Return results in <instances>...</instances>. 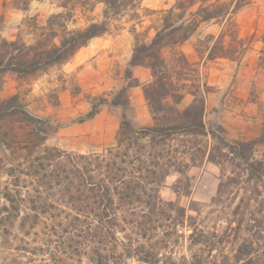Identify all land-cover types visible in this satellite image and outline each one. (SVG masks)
<instances>
[{
	"label": "rangeland",
	"instance_id": "obj_1",
	"mask_svg": "<svg viewBox=\"0 0 264 264\" xmlns=\"http://www.w3.org/2000/svg\"><path fill=\"white\" fill-rule=\"evenodd\" d=\"M224 4L230 14L200 25L190 39L178 47L163 51L166 61L184 55L190 65L182 76L179 93L184 98L176 106L184 110L198 92L205 100L204 121L228 142H248L258 138L264 126V0H209ZM174 0H137L136 7L123 10L111 21L110 31L93 39L67 63L30 76L12 72L0 75V105L15 99L21 109L45 120L42 147L73 154L102 153L117 145L122 110L110 105L126 85V71L137 43L149 44ZM61 0H0V44L44 47L59 44L62 26L68 30L87 26L91 19H104L105 5L94 0L86 11L78 9L74 17L50 24L52 15L62 12ZM236 5H239L238 9ZM191 8L189 12L194 11ZM224 36L245 42L238 60L208 58L209 48ZM233 42V43H232ZM141 86L129 92L128 116L135 127L154 125L145 99L143 85L153 80L145 67L133 70ZM183 83L186 86H183ZM169 102L172 99L169 98ZM97 111L92 119L90 113ZM34 126L17 116L0 120V161L10 157L6 144L31 141ZM38 141V140H37ZM41 141V139H40ZM183 151L185 146L210 151L216 142L211 135L181 138L171 143ZM209 154V152H208ZM199 156L183 174L172 170L160 188L163 216L149 228L146 218L131 217L110 237L98 254L83 248L63 255L64 264H242L249 257L264 253V183L249 179L237 161L227 158L222 164ZM179 156V155H178ZM255 158L264 160V144L256 148ZM239 167V168H238ZM8 177L0 166V181ZM221 183L229 184L218 197ZM217 198L218 202L213 203ZM219 198V199H218ZM146 208H137V214ZM161 212V211H160ZM129 218V219H131ZM137 222L142 225H138ZM135 227V228H134ZM124 230V231H123ZM130 245L139 250L127 251ZM28 262L31 256L20 254ZM47 257V256H45ZM71 259V260H70ZM38 264V263H37ZM40 264V263H39Z\"/></svg>",
	"mask_w": 264,
	"mask_h": 264
},
{
	"label": "trees",
	"instance_id": "obj_2",
	"mask_svg": "<svg viewBox=\"0 0 264 264\" xmlns=\"http://www.w3.org/2000/svg\"><path fill=\"white\" fill-rule=\"evenodd\" d=\"M93 1L61 0L62 12L52 15L50 24L55 26L61 20L72 19L75 11H86ZM174 1L151 43L135 45L126 71L127 83L109 103L122 110L115 147L85 155L42 147L45 135L42 125L48 122L21 109L15 99L0 105V120L17 116L33 125L35 134L31 141L3 143L11 155L0 161L8 177L0 181V264H64L63 255H68L69 250L79 253L83 248L98 254L107 246L108 239L117 235V229H124L123 223L135 224L131 217L143 219L147 212L149 220L143 225L149 228L141 231L153 230L151 224L157 223L154 216L165 215L161 209L172 206L160 197L166 178L172 170L183 174L191 163L208 152L209 161L222 164L231 157L248 173L249 179L264 183V160L255 158L256 148L264 144V126L261 135L248 142H228L215 131H208L204 121L205 100L198 92L192 93L194 99L184 110L176 106L184 98L179 93V84L187 80L182 76L190 65L182 54L175 60V66L163 56L164 50L188 41L202 23L225 18L230 11L224 4H209V0ZM98 2L105 5L104 19H91L84 28L74 30L58 25L62 26L61 35L53 38L58 36L59 44L45 48L42 43L36 46L4 43L9 47L6 53L1 51L0 44V75L12 72L30 76L69 62L93 39L107 34L115 16L137 4V0ZM191 8L195 10L189 12ZM232 41L234 44L226 46L221 35L209 48L208 58L240 59L245 42L236 38ZM261 54L264 66V50ZM137 67L152 72L153 80L143 85L154 119L150 127L137 128L128 116L129 92L141 86L133 75ZM95 109L88 119L96 115ZM208 135L216 142L210 151L191 146L180 151L171 144L181 138ZM227 186L221 183L220 199ZM216 202L217 198L213 203ZM142 206L146 209L137 214V208ZM125 250L139 249L130 245ZM20 254L31 258L22 262L18 260ZM242 264H264V253L249 257Z\"/></svg>",
	"mask_w": 264,
	"mask_h": 264
}]
</instances>
